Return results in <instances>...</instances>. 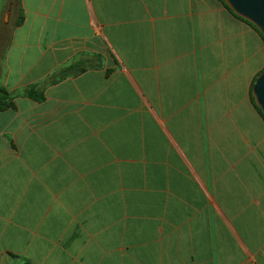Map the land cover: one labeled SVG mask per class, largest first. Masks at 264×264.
<instances>
[{"label": "crops", "instance_id": "obj_1", "mask_svg": "<svg viewBox=\"0 0 264 264\" xmlns=\"http://www.w3.org/2000/svg\"><path fill=\"white\" fill-rule=\"evenodd\" d=\"M19 12L0 88L42 98L0 108V264H264L260 32L221 0Z\"/></svg>", "mask_w": 264, "mask_h": 264}, {"label": "water", "instance_id": "obj_2", "mask_svg": "<svg viewBox=\"0 0 264 264\" xmlns=\"http://www.w3.org/2000/svg\"><path fill=\"white\" fill-rule=\"evenodd\" d=\"M223 1L236 15L253 24L264 38V0ZM251 95L264 117V69L256 75L251 86Z\"/></svg>", "mask_w": 264, "mask_h": 264}, {"label": "trees", "instance_id": "obj_3", "mask_svg": "<svg viewBox=\"0 0 264 264\" xmlns=\"http://www.w3.org/2000/svg\"><path fill=\"white\" fill-rule=\"evenodd\" d=\"M223 2V4L226 6V8L236 17L246 21L247 23H249L250 25L253 26V24H251L250 22H248L247 20L241 18L240 16L236 15L225 3L223 0H221ZM21 21V13H19L18 19H17V23H19ZM254 27V26H253ZM257 31L258 29L256 27H254ZM259 32V31H258ZM264 39V38H263ZM78 70V69H77ZM75 70V66L74 63L72 61V63H68V65L64 66V67H60L56 73H54L52 76H50L48 79H46L44 82L45 84H49L50 82H55L57 80H60L61 78H63L64 76H66L69 72L70 73H74ZM254 82V81H253ZM253 84V83H252ZM38 85L37 83L28 85L22 89H18L16 91H8L6 89L0 88V108H6V107H11L13 106V98L17 95H24V96H28L31 97L35 100H39L42 98V93L40 91V89H38ZM251 101L254 104L257 112L260 114V116L264 119L262 112L260 111V109L255 105L252 95H251Z\"/></svg>", "mask_w": 264, "mask_h": 264}, {"label": "rangeland", "instance_id": "obj_4", "mask_svg": "<svg viewBox=\"0 0 264 264\" xmlns=\"http://www.w3.org/2000/svg\"><path fill=\"white\" fill-rule=\"evenodd\" d=\"M20 0H0V49L9 38L12 26L17 21Z\"/></svg>", "mask_w": 264, "mask_h": 264}]
</instances>
